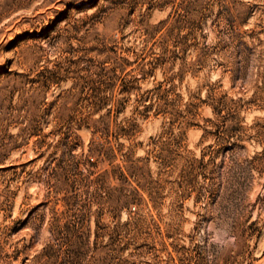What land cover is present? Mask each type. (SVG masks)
Segmentation results:
<instances>
[{
    "label": "rangeland",
    "instance_id": "1",
    "mask_svg": "<svg viewBox=\"0 0 264 264\" xmlns=\"http://www.w3.org/2000/svg\"><path fill=\"white\" fill-rule=\"evenodd\" d=\"M0 264H264V0H0Z\"/></svg>",
    "mask_w": 264,
    "mask_h": 264
},
{
    "label": "clouds",
    "instance_id": "2",
    "mask_svg": "<svg viewBox=\"0 0 264 264\" xmlns=\"http://www.w3.org/2000/svg\"><path fill=\"white\" fill-rule=\"evenodd\" d=\"M217 239H219V237H217ZM222 242V241H221Z\"/></svg>",
    "mask_w": 264,
    "mask_h": 264
}]
</instances>
